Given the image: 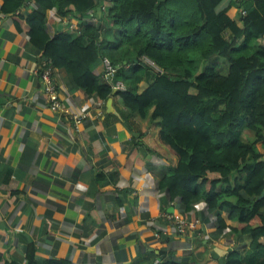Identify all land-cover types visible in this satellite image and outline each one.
I'll return each instance as SVG.
<instances>
[{
	"label": "trees",
	"instance_id": "obj_1",
	"mask_svg": "<svg viewBox=\"0 0 264 264\" xmlns=\"http://www.w3.org/2000/svg\"><path fill=\"white\" fill-rule=\"evenodd\" d=\"M2 1L7 12L23 2ZM31 1L36 8L22 19L41 60L103 102L117 97V120L157 125L177 159L160 187L184 209L203 202L217 232L228 227L243 241L246 249L229 251L223 264H264V0L222 9L223 0ZM89 10L96 22L85 18ZM53 14L75 18L77 30L49 35ZM103 57L124 89L113 92L92 73ZM0 264L11 263L0 256ZM27 264L69 263L31 254ZM156 264L183 263L161 250Z\"/></svg>",
	"mask_w": 264,
	"mask_h": 264
},
{
	"label": "crops",
	"instance_id": "obj_2",
	"mask_svg": "<svg viewBox=\"0 0 264 264\" xmlns=\"http://www.w3.org/2000/svg\"><path fill=\"white\" fill-rule=\"evenodd\" d=\"M2 4L0 256L11 264H27L31 254L69 264H156L165 250L183 264H219L211 250L223 259L244 251L228 227L216 231V214L203 202L184 209L160 187L177 159L148 118L117 120V97L108 109V99L78 89L62 68L54 78L64 110L47 104L34 72L40 54L22 19L36 5L23 0L7 12ZM98 15L89 10L85 18L93 23ZM77 24L53 14L46 30L75 32ZM91 71L102 78V61ZM179 221L184 233L175 231Z\"/></svg>",
	"mask_w": 264,
	"mask_h": 264
},
{
	"label": "built area",
	"instance_id": "obj_3",
	"mask_svg": "<svg viewBox=\"0 0 264 264\" xmlns=\"http://www.w3.org/2000/svg\"><path fill=\"white\" fill-rule=\"evenodd\" d=\"M101 61L103 65V80L109 82L113 89H124V84L122 81L117 80L113 82V77L116 73V66L107 57H103ZM34 72L37 74L43 84V95L47 104L54 110H64L59 98L58 88L54 78V67L51 64V61L49 59H42ZM73 117L76 119V122L81 120L79 119L80 116H77V114H74ZM176 226V232H185V223L183 221H179ZM156 235L158 236V233H156Z\"/></svg>",
	"mask_w": 264,
	"mask_h": 264
},
{
	"label": "water",
	"instance_id": "obj_4",
	"mask_svg": "<svg viewBox=\"0 0 264 264\" xmlns=\"http://www.w3.org/2000/svg\"><path fill=\"white\" fill-rule=\"evenodd\" d=\"M96 1H98V0H96ZM100 24H101V22H98V23H97V30H98ZM96 35H98V31H96ZM125 63H126V61H123V62H122V64H125ZM189 80H191V79H189ZM115 91H116V89H113V92H115ZM111 102H112V99H111V97H110V98H108V100H107V104H106L108 109L111 108ZM263 194H264V193H262L261 196H262ZM210 254L212 255V257H214L215 259L218 260V263H219V264H223V258H222L221 256H219V255H218L217 253H215L213 250L210 251Z\"/></svg>",
	"mask_w": 264,
	"mask_h": 264
}]
</instances>
